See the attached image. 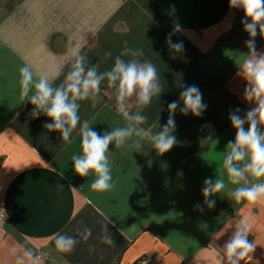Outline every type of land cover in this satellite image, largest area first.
Listing matches in <instances>:
<instances>
[{
	"label": "crops",
	"instance_id": "obj_1",
	"mask_svg": "<svg viewBox=\"0 0 264 264\" xmlns=\"http://www.w3.org/2000/svg\"><path fill=\"white\" fill-rule=\"evenodd\" d=\"M229 5L230 0H0V264H15L19 245L37 249L40 264H137L142 258L148 264H218L244 215L253 219L248 239L256 248L240 264H264V204H238L222 192L211 197L214 208L194 210L203 204L204 180L224 171L226 145L235 138L230 111L239 108L243 116L255 107L244 98L247 81L237 75L239 53L248 52L244 12ZM176 22L183 31L172 39L183 41L185 50L173 59L165 37ZM125 41L143 49L141 60L156 66L164 89L144 109L143 127L159 131L168 104L180 99L185 85L199 87L207 109L200 117L176 111L177 143L163 155L147 141L137 152L136 138L120 148L111 144L115 187L100 192L91 188L94 173L74 172L80 125L63 141L60 132L44 128L52 122L48 117L33 119L34 106L20 96L19 68L28 63L46 72L56 65L66 74L79 50L103 72ZM255 43L264 52L259 31ZM100 96L95 107L90 100L78 102L81 124L87 120L101 134L123 127L106 81ZM107 222L115 247L101 241ZM84 227L92 230L86 242L77 234ZM57 233L80 242L71 253H60Z\"/></svg>",
	"mask_w": 264,
	"mask_h": 264
},
{
	"label": "clouds",
	"instance_id": "obj_2",
	"mask_svg": "<svg viewBox=\"0 0 264 264\" xmlns=\"http://www.w3.org/2000/svg\"><path fill=\"white\" fill-rule=\"evenodd\" d=\"M229 6L244 12L241 24L249 36L245 41L248 52L239 53L243 61L237 75L247 81L244 98L248 102H254L255 107L250 108L243 116L239 108L230 111L229 120L235 130V138L226 145L227 151L221 165L223 173L216 174L215 179L208 177L204 180L203 204L194 206V210L201 212L205 205L208 209L214 208L216 200L211 197L222 192H226L238 204H264V52H258L255 43L258 31L264 38V0H230ZM182 31V26L176 22L173 30L165 37L173 59L175 54L185 50L183 41L174 42L172 39L177 32ZM124 44L125 47L115 57L113 66L103 72L99 71L98 64L91 63L87 55L79 50L73 53V60L66 74L63 66L56 65L46 72L34 71L28 63L19 68L20 96L34 106L29 113L33 119L41 114L48 117L52 122L44 124V128L60 132L63 141H69L80 125L81 154L72 156L74 172L81 177L94 173L96 178L91 188L100 192L115 187L108 156L111 144L120 148L127 141L136 138L133 146L137 152L142 150L143 142L147 141L152 149L163 155L177 143L174 134L176 111L179 110L182 115L191 113L200 117L207 109L199 87L194 84L185 85L180 99L168 104L169 116L159 131L153 134L150 129L143 127L148 120L144 109L151 104L153 98L159 100L164 89L156 66L150 60H141L144 56L143 49L129 47L127 41ZM105 56L111 57L112 53L106 52ZM125 56L130 59H124ZM62 75V82L56 84ZM104 81L109 89L114 90L115 109L122 114L125 125L101 134L87 120L81 124L78 102L90 100L95 107L100 101L101 84ZM207 139H213L212 135ZM233 226L234 231L222 250L224 258L218 260V264H240L256 248L255 243L248 239L253 228L252 217L244 215ZM102 231V243L115 247L116 242L108 230V222L103 225ZM77 234L86 242L91 237L92 230L88 227L78 228ZM53 240L60 253H71L80 242L76 237L60 233L55 234ZM94 250V247L90 248V251ZM13 251L16 253L15 264H40L37 249L19 245Z\"/></svg>",
	"mask_w": 264,
	"mask_h": 264
},
{
	"label": "trees",
	"instance_id": "obj_3",
	"mask_svg": "<svg viewBox=\"0 0 264 264\" xmlns=\"http://www.w3.org/2000/svg\"><path fill=\"white\" fill-rule=\"evenodd\" d=\"M141 261H145V263L148 264V262L144 258L139 259V261L137 262V264H140Z\"/></svg>",
	"mask_w": 264,
	"mask_h": 264
},
{
	"label": "built area",
	"instance_id": "obj_4",
	"mask_svg": "<svg viewBox=\"0 0 264 264\" xmlns=\"http://www.w3.org/2000/svg\"><path fill=\"white\" fill-rule=\"evenodd\" d=\"M0 218H2V215H0ZM140 264H146L145 261H141Z\"/></svg>",
	"mask_w": 264,
	"mask_h": 264
}]
</instances>
